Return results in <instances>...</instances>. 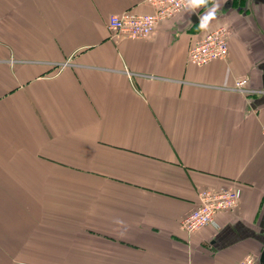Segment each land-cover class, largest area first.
<instances>
[{
    "label": "crops",
    "instance_id": "crops-1",
    "mask_svg": "<svg viewBox=\"0 0 264 264\" xmlns=\"http://www.w3.org/2000/svg\"><path fill=\"white\" fill-rule=\"evenodd\" d=\"M147 1L0 0V264H262L264 0L110 30ZM220 25L228 58L190 64ZM210 189L238 208L184 232Z\"/></svg>",
    "mask_w": 264,
    "mask_h": 264
},
{
    "label": "built area",
    "instance_id": "built-area-1",
    "mask_svg": "<svg viewBox=\"0 0 264 264\" xmlns=\"http://www.w3.org/2000/svg\"><path fill=\"white\" fill-rule=\"evenodd\" d=\"M153 6V12L148 15L133 14L128 11L119 15H111L109 28L115 35H124L130 40L147 39L162 21L175 17L176 13L189 9L186 0H148ZM229 30L223 25L217 29L207 30L201 40L192 45L188 54L190 64L203 67L208 63L228 58ZM235 88L240 92L246 91L247 79H236ZM264 135V124L262 132ZM241 191L224 189L222 191L205 190L199 194L197 207L191 213L184 216L181 228L191 235L199 229L212 225L216 215L225 211H234L239 206ZM239 264H259L256 256L245 257Z\"/></svg>",
    "mask_w": 264,
    "mask_h": 264
},
{
    "label": "clouds",
    "instance_id": "clouds-1",
    "mask_svg": "<svg viewBox=\"0 0 264 264\" xmlns=\"http://www.w3.org/2000/svg\"><path fill=\"white\" fill-rule=\"evenodd\" d=\"M207 3V0H186V7L195 9L197 7L203 6ZM215 18V9L207 12L205 16L200 18L199 28L205 30L209 26V22Z\"/></svg>",
    "mask_w": 264,
    "mask_h": 264
},
{
    "label": "water",
    "instance_id": "water-1",
    "mask_svg": "<svg viewBox=\"0 0 264 264\" xmlns=\"http://www.w3.org/2000/svg\"><path fill=\"white\" fill-rule=\"evenodd\" d=\"M261 262H262V264H264V256H263V258H262Z\"/></svg>",
    "mask_w": 264,
    "mask_h": 264
}]
</instances>
